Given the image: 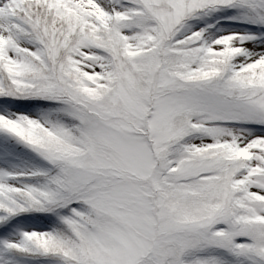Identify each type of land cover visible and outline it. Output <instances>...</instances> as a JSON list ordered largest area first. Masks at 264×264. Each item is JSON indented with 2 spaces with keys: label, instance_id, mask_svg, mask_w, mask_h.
<instances>
[{
  "label": "snow or ice",
  "instance_id": "obj_1",
  "mask_svg": "<svg viewBox=\"0 0 264 264\" xmlns=\"http://www.w3.org/2000/svg\"><path fill=\"white\" fill-rule=\"evenodd\" d=\"M0 264H264V0H0Z\"/></svg>",
  "mask_w": 264,
  "mask_h": 264
}]
</instances>
